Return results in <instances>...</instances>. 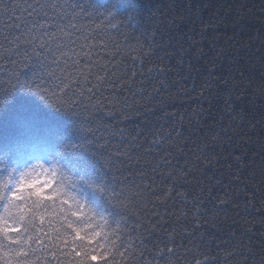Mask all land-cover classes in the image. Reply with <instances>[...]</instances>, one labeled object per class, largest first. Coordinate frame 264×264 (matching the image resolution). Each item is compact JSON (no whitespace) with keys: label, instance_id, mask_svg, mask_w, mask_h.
Returning a JSON list of instances; mask_svg holds the SVG:
<instances>
[{"label":"snow or ice","instance_id":"snow-or-ice-1","mask_svg":"<svg viewBox=\"0 0 264 264\" xmlns=\"http://www.w3.org/2000/svg\"><path fill=\"white\" fill-rule=\"evenodd\" d=\"M153 7L0 0V264H220L205 201L254 207L247 184L243 205L223 185L247 167L225 142L245 73L196 47L206 26Z\"/></svg>","mask_w":264,"mask_h":264},{"label":"trees","instance_id":"trees-1","mask_svg":"<svg viewBox=\"0 0 264 264\" xmlns=\"http://www.w3.org/2000/svg\"><path fill=\"white\" fill-rule=\"evenodd\" d=\"M141 3L145 5V17H151L156 11L153 5L165 12L171 6L195 21L196 32L206 26L207 31L203 35L208 39L196 47H203L208 52L209 40H214L216 49L208 54L213 56L215 51H222L217 61L221 65V71L225 74L229 71L235 73L237 70L245 73V91L236 108L243 120L237 118V124L233 125L234 132L230 133L233 139L228 141L225 138V142L230 151L240 149L245 153L247 167H242L237 172L239 180L226 175L223 185L235 191L243 205L246 202L243 190L247 184V191H256L254 207L245 210L243 206L237 209L228 204L222 208H214L205 201L204 207L210 211L203 219L210 222L205 228L213 247L219 245L217 250L221 258L220 264H264V204L261 203L264 200V0H141ZM187 4L192 7L187 8ZM160 27L163 28V25ZM196 32L185 27L183 33L187 35L183 38L199 40ZM176 33L179 35L180 30H176ZM202 79L203 77L196 78V73L193 72L192 78L186 82L187 86L191 87L193 83L199 85ZM181 100L183 104L177 101V107H195L187 97H181ZM219 107L222 109L223 105L220 104ZM149 119L155 122L153 117L150 116ZM134 123L144 127L142 120L129 121L126 126L131 128ZM253 124L255 128L251 126ZM212 192L213 195L223 196L224 187L216 185ZM193 194L200 195L199 190L194 189ZM191 215L190 212L189 217ZM212 223L215 227L211 226ZM233 233L235 237L230 240ZM225 241L229 242L224 243ZM226 251H231L233 255L226 258ZM190 256L189 253V259ZM99 264H103V261H99ZM176 264H186V261L182 258Z\"/></svg>","mask_w":264,"mask_h":264}]
</instances>
